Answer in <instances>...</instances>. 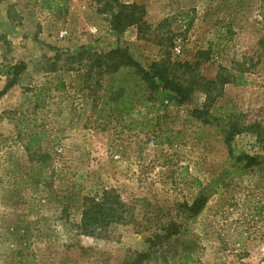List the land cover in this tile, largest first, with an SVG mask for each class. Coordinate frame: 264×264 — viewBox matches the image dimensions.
<instances>
[{
    "label": "rangeland",
    "instance_id": "obj_1",
    "mask_svg": "<svg viewBox=\"0 0 264 264\" xmlns=\"http://www.w3.org/2000/svg\"><path fill=\"white\" fill-rule=\"evenodd\" d=\"M34 1L0 0V69L27 64L6 91L8 77L0 73V264H19L16 250L23 245L38 264H125L148 248L140 225L159 223L199 196L207 197L201 213L179 214L185 225L179 243L192 252L193 264H264V71L248 73L244 86L225 85L220 101L235 109L241 125L261 124L258 134L243 131L228 146L223 127L191 120L189 111L205 101L202 92L163 112L162 130H128L108 111L98 115L84 71L66 70L65 58L122 47L148 67L160 59V46L138 38L136 27L118 35L97 0H69L64 12ZM121 2L144 6L151 37L158 28L172 32L174 59L194 61L211 49V60L200 66L208 79L220 65L256 59L264 39L261 0ZM58 53H64L60 70L46 72ZM61 81L65 88L56 89ZM171 128L172 146L160 137ZM31 131L44 133L42 150L49 153L40 180L24 148ZM244 155L258 163L239 161ZM107 188L118 190L134 218L112 225L104 237L80 234L74 224L83 197Z\"/></svg>",
    "mask_w": 264,
    "mask_h": 264
},
{
    "label": "trees",
    "instance_id": "obj_2",
    "mask_svg": "<svg viewBox=\"0 0 264 264\" xmlns=\"http://www.w3.org/2000/svg\"><path fill=\"white\" fill-rule=\"evenodd\" d=\"M69 0H35L42 9L64 12ZM98 12L111 16L112 29L123 35L129 28L136 27L138 38L155 40L160 46V59L152 62L148 67L136 60L127 48L118 47L109 52H94L82 49L76 54L65 58L66 70H83L84 87L88 96L98 107V115L108 111L122 122V128L128 130H162V113L171 107H180L191 101L196 93L205 94V101L201 106L189 111V118L202 124H216L224 128L225 143L229 146L237 135L243 131L259 133L262 129L257 122L241 125L236 118L235 109H226L223 100V89L227 84L244 86L248 82V73L258 66L264 71V39L259 41L256 51L257 58L244 56L234 60L230 67L220 65L214 79H208L200 72V66L211 60V49L198 52L194 61H179L172 57L176 38L169 31L160 33L155 29L152 36V25L145 19L144 6L133 3H123L121 0H97ZM260 16L264 31V0H261ZM159 39V40H156ZM64 53H58L56 59L44 70L57 72L59 62ZM27 70L25 62L5 65L0 73L8 77L5 91L14 86L20 76ZM65 83L61 81L56 89L63 90ZM42 91L43 89L40 88ZM145 109V111H143ZM162 134L161 142L173 145L170 133ZM178 134V132L176 133ZM178 136H175L177 138ZM42 131H31L26 135L24 144L30 161L37 168L36 180L43 177L44 162L49 153L42 150ZM239 161H247L248 165L257 164L255 157L244 155ZM207 204L206 196H199L191 203L188 201L175 209L167 211L165 219L159 223L143 224L148 248L135 252L125 264H146L155 259L160 264H193L194 255L180 244L178 237L185 229L184 221L179 214L196 216L202 212ZM174 210V213L172 212ZM133 208L128 204L115 188L104 189L100 195L84 196L80 220L74 224L75 229L82 235L104 237L108 229L115 224L127 223L134 218ZM176 212V213H175ZM181 212V213H180ZM159 213L156 215L158 216ZM149 222L152 220L148 219ZM19 264H38L35 255L27 245L16 250ZM158 263V262H157Z\"/></svg>",
    "mask_w": 264,
    "mask_h": 264
},
{
    "label": "built area",
    "instance_id": "obj_3",
    "mask_svg": "<svg viewBox=\"0 0 264 264\" xmlns=\"http://www.w3.org/2000/svg\"><path fill=\"white\" fill-rule=\"evenodd\" d=\"M60 36L61 37H65L66 36V31H63ZM176 51H177V53H180L181 50H180L179 47H176Z\"/></svg>",
    "mask_w": 264,
    "mask_h": 264
}]
</instances>
